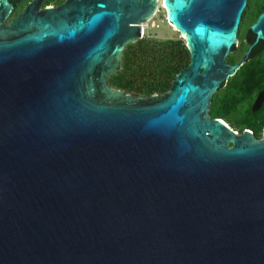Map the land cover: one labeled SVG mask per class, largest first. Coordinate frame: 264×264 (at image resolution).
<instances>
[{
  "label": "water",
  "instance_id": "obj_1",
  "mask_svg": "<svg viewBox=\"0 0 264 264\" xmlns=\"http://www.w3.org/2000/svg\"><path fill=\"white\" fill-rule=\"evenodd\" d=\"M40 1L0 0V264H264V128L208 114L264 9L230 64L246 0H162L189 60L143 98L106 79L156 0Z\"/></svg>",
  "mask_w": 264,
  "mask_h": 264
},
{
  "label": "rangeland",
  "instance_id": "obj_2",
  "mask_svg": "<svg viewBox=\"0 0 264 264\" xmlns=\"http://www.w3.org/2000/svg\"><path fill=\"white\" fill-rule=\"evenodd\" d=\"M31 0H16L3 19L2 23L6 24L11 18L21 12L24 6ZM63 0H41L39 7L47 5L55 6ZM264 9V0H246V5L241 13L235 45L225 56V61L231 62L239 58L246 43L244 42V33L250 23H252L258 12ZM146 19V27L140 38L127 43L122 51L120 66L114 73L107 77L106 83L113 88L121 89L131 97H147L149 95H160L166 91L173 79L175 73L186 66L189 60V53L185 43L184 35L179 31H174L169 26L166 10L162 6L157 7L155 14ZM148 20V21H147ZM127 55V68L123 70V63ZM263 57V58H262ZM260 62L249 60L244 63L242 70L237 71L233 76H229L224 83L225 86L220 88L215 99L223 100L224 97L234 95L232 98L233 109L225 116L222 114L224 121L233 130L241 131L247 128L249 124L257 123L258 120L249 119L246 114L249 112L248 96L244 94L246 87L240 83H263L264 82V56ZM141 67V68H140ZM169 68L165 74L163 71ZM176 69H178L176 71ZM176 71V72H175ZM263 77L261 78V74ZM111 76L119 77L129 88L124 86L117 87L108 80ZM162 88H155L156 82H162ZM237 83V84H236ZM231 103V104H232ZM221 104L218 102L215 111L219 113ZM219 109V110H218ZM220 113H224L221 112ZM226 114V113H225ZM210 115V114H209ZM212 116V115H210ZM254 135L256 138L261 137L262 129ZM251 130V129H250Z\"/></svg>",
  "mask_w": 264,
  "mask_h": 264
},
{
  "label": "flooded vegetation",
  "instance_id": "obj_3",
  "mask_svg": "<svg viewBox=\"0 0 264 264\" xmlns=\"http://www.w3.org/2000/svg\"><path fill=\"white\" fill-rule=\"evenodd\" d=\"M249 25H248L245 33H244V38H243L244 42L246 43V46H245V49L243 50V52L241 53V55L239 56V58L243 55V53L245 52L247 46L250 43H252V41L254 39V34L249 30ZM233 47L234 46L231 47L230 51L232 50ZM262 55L264 56V40L259 39L251 46L247 56L244 58V60L241 62V64L235 70V72L232 75H230V76H233L237 71L242 70L241 66L244 63H246L247 61H249V60H253V62L254 61H258V60L261 61V59L263 58ZM260 57H262V58H260ZM238 59H236L234 61H231V62H227V61L226 62L231 64V63L236 62ZM260 61H258V62H260ZM262 77H263V73L261 74V78ZM240 84H242V85H244L246 87V89L244 91V94L246 96H248V100H249V106H248L249 107L248 108L249 112L246 114L245 117H247V118H256V119L264 118V99L261 101V103L255 109L251 108L252 107V103H253L257 93L264 87V82L263 83H240ZM225 85H226V83H222L221 87L217 88L216 91L214 93H212L211 99H210V103L208 105V114H209V108H210L211 104H213V102H212L213 101V94H215V93L218 94L217 91L220 88H222L223 86H225ZM233 96L234 95L231 94V95L228 96V98L224 97V99L221 100V101H219V100L218 101L217 100L214 101L216 106H218V102L221 104L220 106H222V107H219V109L221 108L220 111L224 112L223 114L225 116H227L228 115L227 113H229V112H231L233 110V109H231L233 107V103L231 102ZM226 101L228 103H225ZM220 111H219V113H220Z\"/></svg>",
  "mask_w": 264,
  "mask_h": 264
},
{
  "label": "trees",
  "instance_id": "obj_4",
  "mask_svg": "<svg viewBox=\"0 0 264 264\" xmlns=\"http://www.w3.org/2000/svg\"><path fill=\"white\" fill-rule=\"evenodd\" d=\"M15 2H16V0H13L12 4H15ZM126 58H127V55H125V59H124V63H123V65H124L123 70H125V68H127ZM177 70L178 69H176V71ZM163 72L165 74H167L169 72V68H166V70ZM108 80H110V83L116 85L117 87L124 86L126 88H129V86L128 85L125 86V84H123L124 82L117 76H111L108 78ZM156 83H158V85H155V88L161 89L163 86H162V84L159 85V83H165V81L156 82ZM216 96H217V93L213 94V101H212L213 104H211V106L209 108V114L212 115V117L221 118L223 113H216V111H215L216 105H215L214 101L217 100V99H215ZM225 103H228V102L226 101ZM249 119L258 120L257 123L249 124L247 127L249 129H251V131L254 135H256V133L261 129V127L264 126V118H260V119L249 118Z\"/></svg>",
  "mask_w": 264,
  "mask_h": 264
},
{
  "label": "bare ground",
  "instance_id": "obj_5",
  "mask_svg": "<svg viewBox=\"0 0 264 264\" xmlns=\"http://www.w3.org/2000/svg\"><path fill=\"white\" fill-rule=\"evenodd\" d=\"M156 1H157V5H156V8H155L153 14H155V11H157V7H158V6H162V7L165 9L162 0H156ZM153 14H152V15H153ZM152 15H151V16H152ZM148 19H149V18H148ZM147 21H148V20H147ZM169 26L171 27L172 30H174V31H178V29L175 28V27L173 26V24L169 23ZM145 27H146V22H145V20H144V21H142V22L140 23V35H139V37H141V36L143 35ZM181 35H183V34L181 33ZM183 37H184V36H183Z\"/></svg>",
  "mask_w": 264,
  "mask_h": 264
}]
</instances>
